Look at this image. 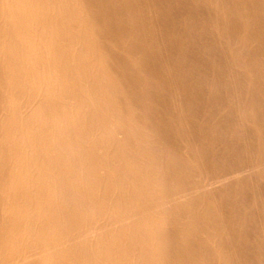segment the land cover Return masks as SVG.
Segmentation results:
<instances>
[{
	"label": "bare ground",
	"instance_id": "obj_1",
	"mask_svg": "<svg viewBox=\"0 0 264 264\" xmlns=\"http://www.w3.org/2000/svg\"><path fill=\"white\" fill-rule=\"evenodd\" d=\"M158 3L0 0V264H232L187 133L136 123L137 102L177 91L159 77L177 43ZM114 53L137 73L135 98Z\"/></svg>",
	"mask_w": 264,
	"mask_h": 264
},
{
	"label": "rangeland",
	"instance_id": "obj_2",
	"mask_svg": "<svg viewBox=\"0 0 264 264\" xmlns=\"http://www.w3.org/2000/svg\"><path fill=\"white\" fill-rule=\"evenodd\" d=\"M165 1L155 0L166 13L162 17L163 10L159 11L158 24L170 27V43L176 42L174 51H181L175 53L185 51L188 58L182 65L173 64L174 52L175 57L164 59L170 61L159 77L177 91L172 98H157L155 106L137 102L136 123L154 131L187 133L191 149L181 143V152L199 165L201 181L206 184L204 195L229 227L224 242L232 264H264V0H238V4L234 0ZM167 5L175 12L166 9ZM238 5L249 22L248 30L237 17ZM169 11L176 14L175 23L168 17ZM118 54L112 58V66H117L112 67L116 68L113 72L127 86L129 97L135 98L141 90L137 73ZM60 74L63 77L65 72ZM0 78V86L5 88ZM93 80L90 76L79 79L83 91H90ZM34 94L42 98L38 91ZM2 104L0 124L6 112Z\"/></svg>",
	"mask_w": 264,
	"mask_h": 264
}]
</instances>
